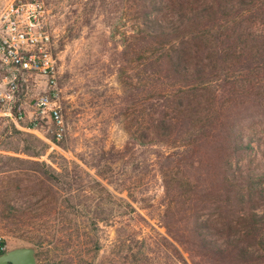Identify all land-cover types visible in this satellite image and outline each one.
<instances>
[{
	"label": "trees",
	"instance_id": "obj_1",
	"mask_svg": "<svg viewBox=\"0 0 264 264\" xmlns=\"http://www.w3.org/2000/svg\"><path fill=\"white\" fill-rule=\"evenodd\" d=\"M111 5L125 9L132 22L123 49L116 46L105 58L108 73L122 87L114 111L123 118L128 141L123 150L102 149L89 162L80 159L108 181L102 168L111 170L143 148L145 172L155 173L163 190L158 223L164 233L152 228L139 238L135 226L126 225L128 235L117 237L122 259L264 264V165L255 164L261 143L252 145L264 126V0H112ZM40 124L54 131L48 118ZM53 139L62 145L55 133ZM5 159L28 168L1 162L0 175L29 173L46 192L41 201L47 210L77 197L82 173L103 186L76 162L61 166L67 169L62 173L47 162L0 154ZM62 175L74 183L64 194L55 188ZM3 203V217H16L18 209ZM126 204L133 219L146 222ZM35 231L40 232L25 229L32 235L29 243L39 245Z\"/></svg>",
	"mask_w": 264,
	"mask_h": 264
},
{
	"label": "rangeland",
	"instance_id": "obj_2",
	"mask_svg": "<svg viewBox=\"0 0 264 264\" xmlns=\"http://www.w3.org/2000/svg\"><path fill=\"white\" fill-rule=\"evenodd\" d=\"M14 1L0 0V14ZM42 1L58 60L66 135L60 146L53 139L51 125L33 124L31 114L43 90L44 79L37 75H20V93L13 110L24 112L27 117L17 121L0 116V154L47 162L62 173L67 169L61 170V166L70 168L71 162H76L103 186L82 173L77 197L66 199L51 211L45 209V201H41L46 193L43 186H36L29 173L14 174L11 178L0 175V238L6 241V252L34 247L38 264H131L130 259H122L117 237L128 235V224L135 226L139 238L148 236L152 228L164 233L158 223L163 195L161 181L155 173L145 172L148 158L143 148H137L112 165L111 170L102 168L108 181L80 159L89 162L102 149L123 150L127 144L123 118L114 111L122 87L117 75L108 73L105 58L114 53L116 46L119 51L123 49L120 47L123 35L132 27L130 16L122 7L112 6V0H105L103 6L97 0ZM104 52L109 54L104 56ZM253 141L255 148L261 143L255 164L264 165V126L258 129ZM35 154L40 156L35 157ZM1 162L11 169L28 168L7 159ZM70 180L60 176L55 188L64 194L69 184H74ZM4 201L9 202L12 211L18 209L16 217H3ZM126 203L132 204L146 222L133 219L135 214L129 215ZM26 228L40 230L35 231L39 245L29 243L32 235L25 232ZM44 232H51L52 236L42 235L40 239L39 234Z\"/></svg>",
	"mask_w": 264,
	"mask_h": 264
},
{
	"label": "built area",
	"instance_id": "obj_3",
	"mask_svg": "<svg viewBox=\"0 0 264 264\" xmlns=\"http://www.w3.org/2000/svg\"><path fill=\"white\" fill-rule=\"evenodd\" d=\"M20 75L44 79L43 90L31 114L33 124L48 118L54 124L56 137L65 138L59 66L42 0H15L0 14V116L17 121L27 117L24 112L15 117L12 111L20 93ZM4 250L6 247L1 246L0 238V251Z\"/></svg>",
	"mask_w": 264,
	"mask_h": 264
},
{
	"label": "water",
	"instance_id": "obj_4",
	"mask_svg": "<svg viewBox=\"0 0 264 264\" xmlns=\"http://www.w3.org/2000/svg\"><path fill=\"white\" fill-rule=\"evenodd\" d=\"M0 264H38L34 247H19L0 256Z\"/></svg>",
	"mask_w": 264,
	"mask_h": 264
}]
</instances>
